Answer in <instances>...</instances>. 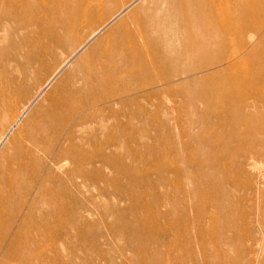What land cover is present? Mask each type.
<instances>
[{"label":"rangeland","instance_id":"1","mask_svg":"<svg viewBox=\"0 0 264 264\" xmlns=\"http://www.w3.org/2000/svg\"><path fill=\"white\" fill-rule=\"evenodd\" d=\"M62 1L0 0V45L5 49L0 51V82H10L15 72H28L31 82L28 92H19L18 107L0 118V140L38 89L70 57L60 76L73 69L86 50L73 58L76 47L65 39V50L38 59L35 51L52 46L61 32L59 16L68 10ZM169 1L118 0L125 4L113 9L105 23L117 17L87 48L135 8L141 6V17L153 20ZM224 1L206 21L233 27L235 41L229 48L221 47L218 36L209 35L216 42L207 44L209 33L199 32L202 49L188 53L176 47L192 42L180 40L176 46L179 38L164 35L166 44L169 40L165 60L171 65L165 71L174 75L170 81L99 105L90 112L91 123H79L76 133H61L58 138L66 146L67 135L80 145L75 164L69 159L58 165L35 163L45 180L35 183L31 198L42 184L48 195L32 209L29 224L22 222L26 210L19 213L12 232L23 225L19 255L4 264H264V70L250 67L244 73L233 66L248 52L235 56L241 42H248L250 50L260 43L263 33L250 39L249 32H240L242 24L255 23L259 6L256 0ZM245 10L253 12V19L243 20ZM5 13L13 19L3 18ZM106 24L95 25L93 34L82 31L81 44ZM166 24L173 31L182 28ZM13 25L22 30L8 34ZM162 75L150 68L135 78V88ZM241 95L245 109L235 111ZM124 100H129L126 106ZM125 122L127 128H120ZM2 257L3 251L0 264Z\"/></svg>","mask_w":264,"mask_h":264},{"label":"bare ground","instance_id":"2","mask_svg":"<svg viewBox=\"0 0 264 264\" xmlns=\"http://www.w3.org/2000/svg\"><path fill=\"white\" fill-rule=\"evenodd\" d=\"M222 1L170 0L169 5L167 4L168 6L165 8L166 10L163 13L161 12L162 14H158L159 16L157 18L159 19L156 18L155 14L153 15V17L155 16L153 20H145V18L141 17V13L139 12H142L144 9L142 10L141 6H137L138 8H135L114 26L109 28L101 38L88 48L87 46L92 39L117 17L115 16L112 18L113 20L107 24L105 23L106 18L110 16L112 10L122 5L120 4L121 2L119 3L118 0L62 1L65 2V8L68 10L59 16V22L60 19H63L60 23L61 32L58 36H54L52 46L35 51L38 59L41 60L43 57L50 55L55 49L65 50V42L67 43L65 39L72 40L76 47L77 53H74L73 58L83 52L85 48L86 50L75 60V67L73 69L63 72L60 76L64 66L71 60L70 57L54 73L55 75L44 85V89L52 85L45 94L42 93L43 88L41 89L42 91L38 89L36 98L25 103L20 117H18V120L8 130L9 132L7 134H11L9 138L7 139L6 134L0 140V253L3 251V261H1V264L7 261H16L17 255H19V247L22 243V233L24 232L22 227L27 222L29 224L32 221V215H34L32 211L34 208L38 209L39 203H43L42 200L46 198L45 195H48L46 188L42 184L39 192H37L36 198H31L35 183L43 179L45 180V175L43 178L35 163L42 162L45 164L46 162L48 164L53 163L54 165H58L65 159H69L75 164L77 161L75 154L80 145L73 143L72 136L67 135L66 139L69 141V145L66 146L64 141H61L62 138H58L61 133H76L74 129L79 123H91L94 120L92 116L94 113L90 114V112L99 105H107L113 100L128 97L139 89L143 90L157 83L170 81L174 75L171 72L168 73L165 71L171 65L165 60L169 56L167 55L169 46H166L169 45V40L168 44H166L167 41L164 40L168 38L163 39L164 35L172 33V35L176 36L173 41L179 38L176 46L179 45L180 40H189V43L192 42L193 44L183 45L185 47H182V45L176 47V50L179 48L178 50H183L188 53L202 49L203 44L201 46L199 43L201 39L203 42V38L198 39L199 32L203 33L201 36H207L208 33V36H218L221 47L229 48L235 41L231 34L233 27L228 26L223 21L216 25L212 22L207 23L206 21L212 14H216L214 10L222 6L220 5ZM256 2L259 6V11L256 12L257 20L253 24H242L240 32L241 34L249 32L250 36H248L250 39H254L262 33L263 36L258 46H255L251 50L248 48V42L244 41L243 43L239 40L241 46L235 56L244 54L246 51L248 52L244 54V58L242 57L238 61L233 62V66L235 65V68L242 72L250 67L264 70V0H256ZM225 3L226 0L224 1ZM10 5L14 6L12 3ZM73 5L76 6L74 7ZM215 5L217 6L214 7ZM75 8L79 9L78 12ZM148 10L146 9V11ZM242 13L244 21H247L249 18L253 19L254 17L253 12L249 10H245ZM11 17L13 19L11 13H5L3 16V18L7 19ZM15 17L16 19L18 18V16ZM66 18L67 20L70 19L71 22L66 23ZM221 18H224L223 14ZM1 22L0 20V31L2 28ZM32 22H37V16L33 18ZM166 22L178 23L182 25V28L181 30L177 29L174 31L171 29L172 32L169 26L166 27ZM103 23L106 25L97 30L92 35L91 40H88L89 42L81 44L83 37H81L80 33L82 31L87 30L93 34L95 25H101ZM191 23L194 25H191ZM206 23L207 25H205ZM19 30H22V25H13L7 29V32L8 34H17ZM178 30L179 34H176L175 31ZM191 32H194V34ZM187 34L188 36H186ZM195 35H197V38ZM212 36L207 38V44L210 43L211 45V42H216L212 40ZM7 37L9 36H6L5 39ZM197 39L200 41L198 42ZM173 44L175 45V42ZM2 47H0V51L5 50ZM204 50L206 49L203 47ZM256 55L259 58L257 62L253 61V57H256ZM150 68L163 71L164 75L159 80L154 81L151 79L148 84L141 85L136 89L135 78L139 77L145 71L147 72ZM27 73H11L10 82L6 81L5 84L4 82H0V84H4L3 86L0 85V118L5 112L9 110L11 112L15 107H18L17 99L20 97V91L28 92L27 90L31 86V82ZM58 76L60 77L57 78ZM258 80L259 76L256 78L257 83ZM260 81L264 83V80ZM26 95L28 94L26 93ZM41 95L42 97L44 95V98L42 102L38 103L37 100ZM128 101L124 100L121 104L126 106L129 103ZM245 101V95H241L238 102V109H235V111L242 112L245 109ZM26 115L27 117L23 120ZM127 117H129V113ZM75 119L79 120L77 124H71L72 120L74 121ZM121 125H119L120 128L123 127L126 129L128 123L125 122ZM55 150H57L56 154L54 153ZM24 210H26V213ZM21 211H24L23 225L19 226L12 236V232L17 225L18 215ZM41 211L39 214L43 213ZM9 237V243L4 248V244H6V240ZM23 237L25 239V235Z\"/></svg>","mask_w":264,"mask_h":264}]
</instances>
